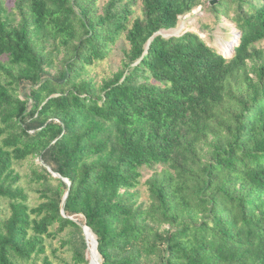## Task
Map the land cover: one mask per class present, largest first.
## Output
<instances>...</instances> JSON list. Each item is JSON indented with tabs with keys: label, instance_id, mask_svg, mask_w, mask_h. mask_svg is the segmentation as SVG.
<instances>
[{
	"label": "trees",
	"instance_id": "trees-1",
	"mask_svg": "<svg viewBox=\"0 0 264 264\" xmlns=\"http://www.w3.org/2000/svg\"><path fill=\"white\" fill-rule=\"evenodd\" d=\"M210 1L14 0L16 19L0 0V264H89L82 225L99 264H264V0ZM201 5L235 6L232 57L156 34ZM122 34L121 70L81 79ZM30 157L33 205L14 167Z\"/></svg>",
	"mask_w": 264,
	"mask_h": 264
},
{
	"label": "rangeland",
	"instance_id": "rangeland-1",
	"mask_svg": "<svg viewBox=\"0 0 264 264\" xmlns=\"http://www.w3.org/2000/svg\"><path fill=\"white\" fill-rule=\"evenodd\" d=\"M4 4L13 18L16 14L14 10V0H3ZM108 0H93L92 5L96 14H100L103 6ZM129 1V0H126ZM134 16L141 15V0H134L133 4ZM235 6L227 5L226 7L219 8L217 12H214L210 6L201 5L193 9L190 13L179 17L176 26L169 30H161L158 32L163 37L169 36H180L185 32L197 33L209 46L215 48L219 53L223 54L226 58H230L233 55L234 46L238 41V30L236 24L233 21L235 14ZM16 19L19 17L16 15ZM263 47V43L258 44ZM129 49V44L124 38V34L118 39L113 45L109 55L102 61H96L94 64L87 65L85 67V73L81 76V79L86 81L90 80L93 85L97 88L102 82L114 76L122 68V63L126 61V52ZM44 51L50 54L52 59V66L47 67V70L51 73H55L57 68L62 64L64 58V51L60 47H54L52 44H48ZM29 89L28 83H22L17 89L20 97L27 93ZM40 164L38 157H30L24 161L14 163L15 170L21 176L20 184L28 192V201L30 204H36L39 201L38 193L35 191V183L33 181L32 173L34 170H39L38 165ZM152 171L148 168L142 171L143 177L141 178V184L135 189L137 190V201L147 200V190L143 182ZM9 205L6 200H0V214L2 216L8 215ZM81 221V219L79 218ZM89 244L88 257L90 258L93 253L91 250L90 237L88 232L86 233ZM60 246L59 238L50 241L48 245V253L51 249L58 248ZM58 254L65 255L62 249L59 250ZM99 258V257H98ZM90 260V259H89Z\"/></svg>",
	"mask_w": 264,
	"mask_h": 264
},
{
	"label": "bare ground",
	"instance_id": "bare-ground-1",
	"mask_svg": "<svg viewBox=\"0 0 264 264\" xmlns=\"http://www.w3.org/2000/svg\"><path fill=\"white\" fill-rule=\"evenodd\" d=\"M84 226V229H85V234L88 232V236L90 237V242H91V250H92V253L93 255L90 257L93 264H96L95 262L98 261V254L96 252V246H95V237L94 235L91 233V230H89V228L85 225ZM87 237V235H86ZM88 242V240H87ZM88 250H89V244H88Z\"/></svg>",
	"mask_w": 264,
	"mask_h": 264
},
{
	"label": "water",
	"instance_id": "water-1",
	"mask_svg": "<svg viewBox=\"0 0 264 264\" xmlns=\"http://www.w3.org/2000/svg\"><path fill=\"white\" fill-rule=\"evenodd\" d=\"M216 2H217V0H212V1H210V4L213 5V4H215ZM156 34H158V32H157ZM82 230H83V234H84V236H85V240H86V242H87V237H86L85 229H84V226H83V225H82ZM87 243H88V242H87ZM95 246H96V241H95ZM95 263H96V264H99V261H96ZM89 264H93L91 258H90Z\"/></svg>",
	"mask_w": 264,
	"mask_h": 264
}]
</instances>
